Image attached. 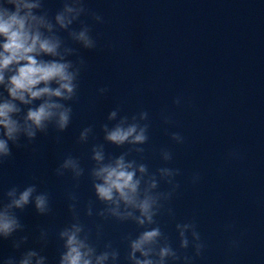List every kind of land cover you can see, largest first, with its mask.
<instances>
[{
  "label": "clouds",
  "instance_id": "clouds-1",
  "mask_svg": "<svg viewBox=\"0 0 264 264\" xmlns=\"http://www.w3.org/2000/svg\"><path fill=\"white\" fill-rule=\"evenodd\" d=\"M82 16H90L96 24L105 23L103 15L87 8L85 0H62V7L54 15L45 8L44 0H0V164L12 157L13 147H27L38 134L48 135L50 128L63 133L71 124L72 105L78 99L79 79L87 64L80 50L98 49L92 26ZM77 23L79 28H74ZM61 32H66L68 40L79 47L66 42ZM108 92L107 86L97 89L99 96ZM172 103L182 106L183 97H175ZM121 113L122 108L117 105L108 112L107 122L100 124L103 142L91 144L89 168L82 166L80 157L67 154L54 173L57 177L70 174L74 188L79 187L81 178L87 174L95 201L89 200L84 206L86 217L95 215L103 221L130 222L140 229L136 235L130 232L121 235V241L128 246V264H193L206 248L195 221L175 224L179 240V247L175 248L156 219L165 212L175 217L174 209L167 205L180 189L177 177L182 175L181 169L167 166L173 161V153L161 148L159 157L165 166L150 171L144 162L143 147L149 141V112ZM161 119L165 125L174 123L167 112L161 113ZM165 131L175 144L185 143L180 132ZM95 137V125L90 124L80 131L77 143L87 145ZM55 140L60 143L62 137L57 135ZM106 144L128 147L113 155L106 152ZM228 157L241 158L237 150ZM200 180L201 174L193 173L191 183L195 185ZM162 182L168 186L166 190H160ZM67 199L71 221L55 233L62 242L57 264H119L120 250L111 240L104 242L103 250H98L92 229L81 220L78 193L70 191ZM97 201L103 207L96 209ZM29 205L39 216L52 212L50 194L38 190L36 183L23 188L13 185L0 200V240L11 239L12 248L19 252L18 256L3 257L0 264H48V257L42 253L50 242L51 229H39L36 238L39 249L25 247L28 234L15 235L26 231L18 212ZM234 227L228 224L226 230ZM102 235L103 225L97 223L95 240ZM239 245V239L229 241L230 248ZM189 247L192 255L187 253Z\"/></svg>",
  "mask_w": 264,
  "mask_h": 264
}]
</instances>
